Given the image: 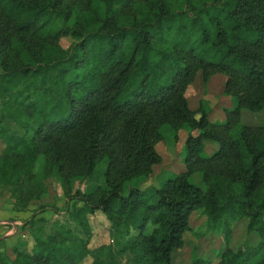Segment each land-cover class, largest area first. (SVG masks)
<instances>
[{
  "label": "trees",
  "instance_id": "1",
  "mask_svg": "<svg viewBox=\"0 0 264 264\" xmlns=\"http://www.w3.org/2000/svg\"><path fill=\"white\" fill-rule=\"evenodd\" d=\"M198 75L226 77L223 122L190 109ZM242 109L264 110V0H0V190L25 212L54 179L67 202L65 224L38 208L16 231L31 247L0 264H172L196 214L226 244L240 220L255 236L217 264H264V123L238 128ZM167 132L186 133L184 171L143 190ZM96 212L113 241L92 249Z\"/></svg>",
  "mask_w": 264,
  "mask_h": 264
},
{
  "label": "rangeland",
  "instance_id": "2",
  "mask_svg": "<svg viewBox=\"0 0 264 264\" xmlns=\"http://www.w3.org/2000/svg\"><path fill=\"white\" fill-rule=\"evenodd\" d=\"M72 42L69 38H63L60 44L63 48L69 46ZM226 77L223 75H213L207 83H203L200 76L198 75L194 80L193 84L186 91V98L188 105L191 110L195 111L199 106L209 108L208 117L210 121L221 123L224 120V108H229L232 105V100L229 97L223 95V87ZM264 123V110L256 113H251L246 109L240 111L238 128L243 125H261ZM163 132L165 129L163 128ZM164 140L155 145L156 151L161 157L160 164L153 167V175L143 186V190H153L159 188L164 181L178 175L184 171L183 159L185 155L184 151V139L186 136L185 132H181L178 135V140H174L173 134L168 132L164 135ZM3 148V144L0 142V151ZM218 148V145L213 142H204V148L201 153L202 157H207L213 151ZM198 176L195 175L192 181L197 183ZM94 182V181H93ZM90 180L83 183H75L74 190L80 189L85 191L86 188H90L93 185ZM10 202L9 194L4 190H0V239L5 240L2 237L7 231H11L15 234L12 229L11 220L4 213H9L7 205ZM11 203V202H10ZM41 206H45L47 209L43 213L36 215V220L43 219L49 223L65 224L67 221L66 212L67 202L66 197L63 194L60 184L58 181L52 179L48 183V192L39 202H34L25 212L29 213L19 224L15 223V226H23L25 222L32 216V214L38 210ZM52 208H56L58 212H52ZM194 215L191 218V229L184 234V244L182 248L176 250L172 256V264H189L193 257L199 256L207 260L212 261V264H217L219 254L226 248L236 250L237 248H244V245H255L256 239L252 234H247L245 231L246 220H240L233 224L232 236L228 244L223 240V236L220 232L207 230L206 227L201 228L203 220L202 216ZM27 216V217H26ZM89 223L92 230V239L90 242V248H96L101 245L112 244L113 235L111 232V226L104 215L96 212L94 215L89 217ZM28 230V229H26ZM23 231L18 234V238L27 242L28 248L32 245L31 234ZM15 237V235H14ZM17 238V239H18ZM16 244L12 245L4 241V246L0 248L3 252L6 250V254L13 258L11 254V248ZM118 248L115 246V251ZM129 262V255L124 254L118 259L117 264H127ZM90 258H87L82 264H90Z\"/></svg>",
  "mask_w": 264,
  "mask_h": 264
},
{
  "label": "crops",
  "instance_id": "3",
  "mask_svg": "<svg viewBox=\"0 0 264 264\" xmlns=\"http://www.w3.org/2000/svg\"><path fill=\"white\" fill-rule=\"evenodd\" d=\"M7 208L9 209V213L6 212L4 214L7 215L8 218L13 219V220H11L10 223H12V229H14L15 234L11 231H7L2 237L6 238L5 241L7 243H11L13 245L17 241V238H18V236H16V231H17V229L20 228V225L15 226V223L19 224L22 221L20 219L25 217V215H27L29 213H27V212H19L18 213V212L13 211L12 205L10 202L7 205ZM2 222H3V220H0V223H2ZM14 235H15V237H14Z\"/></svg>",
  "mask_w": 264,
  "mask_h": 264
}]
</instances>
